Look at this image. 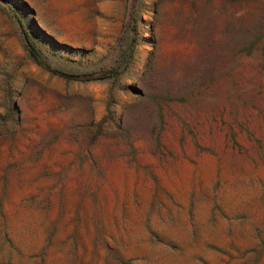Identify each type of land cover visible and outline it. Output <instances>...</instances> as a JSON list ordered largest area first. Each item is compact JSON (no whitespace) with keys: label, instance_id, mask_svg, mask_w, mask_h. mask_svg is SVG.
Returning a JSON list of instances; mask_svg holds the SVG:
<instances>
[{"label":"rangeland","instance_id":"1","mask_svg":"<svg viewBox=\"0 0 264 264\" xmlns=\"http://www.w3.org/2000/svg\"><path fill=\"white\" fill-rule=\"evenodd\" d=\"M0 264H264V0H0Z\"/></svg>","mask_w":264,"mask_h":264},{"label":"trees","instance_id":"2","mask_svg":"<svg viewBox=\"0 0 264 264\" xmlns=\"http://www.w3.org/2000/svg\"><path fill=\"white\" fill-rule=\"evenodd\" d=\"M18 18H19V21L21 23V27H22V30L24 33V37H25L29 52L38 62L43 63L44 62V55H43L37 41L35 40L33 35L30 33V31L27 28H25V25L23 24L21 18L20 17H18ZM52 71L56 74L66 76V77L74 76V75H70L67 72L60 71L58 69H52Z\"/></svg>","mask_w":264,"mask_h":264}]
</instances>
